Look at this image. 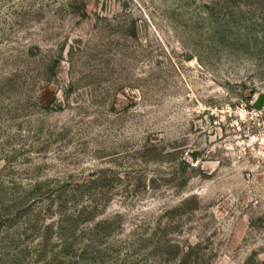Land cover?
<instances>
[{
    "label": "rangeland",
    "instance_id": "obj_1",
    "mask_svg": "<svg viewBox=\"0 0 264 264\" xmlns=\"http://www.w3.org/2000/svg\"><path fill=\"white\" fill-rule=\"evenodd\" d=\"M262 94L264 0H0V264H264Z\"/></svg>",
    "mask_w": 264,
    "mask_h": 264
},
{
    "label": "water",
    "instance_id": "obj_2",
    "mask_svg": "<svg viewBox=\"0 0 264 264\" xmlns=\"http://www.w3.org/2000/svg\"><path fill=\"white\" fill-rule=\"evenodd\" d=\"M264 107V94H262L256 101L254 108L257 111H261Z\"/></svg>",
    "mask_w": 264,
    "mask_h": 264
},
{
    "label": "trees",
    "instance_id": "obj_3",
    "mask_svg": "<svg viewBox=\"0 0 264 264\" xmlns=\"http://www.w3.org/2000/svg\"><path fill=\"white\" fill-rule=\"evenodd\" d=\"M193 160H194V162H196L198 160L197 155H193Z\"/></svg>",
    "mask_w": 264,
    "mask_h": 264
},
{
    "label": "built area",
    "instance_id": "obj_4",
    "mask_svg": "<svg viewBox=\"0 0 264 264\" xmlns=\"http://www.w3.org/2000/svg\"><path fill=\"white\" fill-rule=\"evenodd\" d=\"M255 109V108H254ZM256 110V109H255ZM257 111V110H256Z\"/></svg>",
    "mask_w": 264,
    "mask_h": 264
}]
</instances>
